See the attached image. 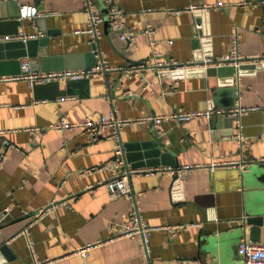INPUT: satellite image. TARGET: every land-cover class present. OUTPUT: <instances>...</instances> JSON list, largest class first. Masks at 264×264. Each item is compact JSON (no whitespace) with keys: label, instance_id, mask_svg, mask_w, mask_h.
I'll list each match as a JSON object with an SVG mask.
<instances>
[{"label":"crops","instance_id":"crops-1","mask_svg":"<svg viewBox=\"0 0 264 264\" xmlns=\"http://www.w3.org/2000/svg\"><path fill=\"white\" fill-rule=\"evenodd\" d=\"M9 1L0 0L6 2L0 4V37H37L0 41L6 61L0 62V130L16 148L0 167V215L8 208L0 264H243L237 244L250 239L251 226L238 227L245 218L264 216L263 170L254 168L264 162V0H115L135 39L123 42L103 24L97 43L110 69L32 86L7 79L20 74L21 59L39 73L96 65L87 17L81 0H16L17 16ZM22 6L38 13L25 16ZM197 21L203 24L198 35ZM146 28L154 34L144 35ZM235 33L242 65L255 64L240 71L236 87L230 75L144 69L133 76L126 70L151 61L154 52L180 64L197 53L220 61L230 54ZM207 107L226 113L156 127L146 120ZM112 109L130 121L121 139L127 162L140 170L129 177L131 193L149 226L160 227L148 250L140 238L119 237L130 201L110 197L109 170H93L113 157L112 129L91 140L80 128H53L62 120L99 121ZM87 245L93 247L86 258L73 254Z\"/></svg>","mask_w":264,"mask_h":264},{"label":"built area","instance_id":"built-area-1","mask_svg":"<svg viewBox=\"0 0 264 264\" xmlns=\"http://www.w3.org/2000/svg\"><path fill=\"white\" fill-rule=\"evenodd\" d=\"M12 1V0H11ZM16 1V0H14ZM84 12L87 17V32L90 36V41L93 44L92 54L97 60L95 66L92 67H84L80 70H67L60 72H48V73H39L32 71L30 69V62L25 59L20 60V69L21 72L14 77L7 78L9 80H26L28 83L32 85H39L42 83H49V81L57 80V79H73V80H83L85 78H90L95 75H99L100 73H104L108 71L110 68L103 59V53L98 47V38L102 34L103 24L106 22L107 25L114 32L119 33V39L123 42H127L129 44L133 43L135 39V35L131 32L127 31L126 25L124 24L125 13L122 9L118 8L115 5V0H99L104 5V10L97 5L94 0H81ZM264 1H262L263 3ZM222 6V5H220ZM218 6H205L207 9H215ZM21 10L25 16H35L38 13V10L34 7H26L22 6ZM196 35L202 30L203 24L194 22ZM144 35L152 36L154 34V29L146 28L141 31ZM36 35L26 37L22 34L16 36H6L0 37V41H13L15 39H21L23 42H26L30 38H36ZM201 60L193 59L185 64H180L171 58L164 57L161 53L154 52L151 56V61H147L145 63H141L138 66L130 67L127 70L129 75H137L144 69H154L157 74L161 72H169V73H189L195 70H203L209 66H230L235 69V77H234V86L239 82L240 79V65L243 64V59L239 56L238 53V40L237 33L234 34V41L230 51V54L224 58L220 59V61L213 60L210 57H207L205 54L201 53ZM264 59V58H263ZM252 61H255L252 60ZM1 79V78H0ZM149 85L146 84L142 89L146 90ZM130 97L135 96L134 93L130 91L127 92ZM240 92H237V101L239 99ZM116 110L112 109L108 115L101 116L99 121L85 120L82 123H70L65 121H60L53 125L55 130L61 132L72 131L75 128H80L85 130L86 133L91 137V140H97L105 127H109L112 129V132L109 138L114 142V150L113 157L105 162L100 167H96L94 171H102L103 169H107L111 172L112 177L111 181L105 184L106 190L108 191L111 198L116 197H126L130 201L129 211H128V219L126 222L119 226L121 230V234L119 237H128V238H140L143 244V247L148 250V244L150 241V237L152 232L160 229V227H151L147 223L146 218L141 212V207L136 200V198L132 195L130 187H129V177L132 174H137L139 169H133L130 164L126 161L125 158V148L121 139V132L127 124L130 123L127 119H120L116 117ZM226 112L221 110H216L215 108L207 107L204 111H184L179 110L168 115H156L150 118H146V120L152 122L154 127L158 126L162 121H176L178 123H187L189 121H194L198 119H212L215 116L224 115ZM240 129L239 135L236 136L237 140H241L243 135V126L238 125ZM33 131V130H30ZM8 131L0 130V167L7 159L10 151L16 149L13 144H11L6 138L5 135ZM174 172V171H172ZM8 213V208L2 210L0 215V226L4 223L6 219V215ZM262 234L264 237V216L262 218ZM112 229L118 228L115 224L111 225ZM28 240L30 246V237L28 233V228H25L22 233ZM93 246L87 245L85 248L77 249L73 252L74 255L81 256L86 258ZM238 251L241 256H243V264H264V239L259 242H254L248 238H242L238 243ZM33 264H47V262L34 259Z\"/></svg>","mask_w":264,"mask_h":264},{"label":"water","instance_id":"water-1","mask_svg":"<svg viewBox=\"0 0 264 264\" xmlns=\"http://www.w3.org/2000/svg\"><path fill=\"white\" fill-rule=\"evenodd\" d=\"M0 4H2L3 6H5V4H6V2H0ZM7 4L9 5V6H14L15 8H16V13L14 14V15H18V4H17V2L16 1H9V2H7ZM198 22V21H197ZM20 20L19 21H17V26H19L20 25ZM105 25H106V27L108 26L107 24H106V22H105ZM19 31L17 30V31H15L14 32V34H17ZM34 56H35V54H33ZM200 53H199V55H198V53H197V60L199 61V60H201L202 58L200 57ZM1 61L0 62H2V63H6V61H4V58L2 57L1 59H0ZM3 60V61H2ZM14 61V60H13ZM15 62H19V61H17V59H16V61ZM19 65H20V62L18 63ZM262 67H264V64L262 65ZM255 68V64L254 65H250V66H248V65H240V67H239V69L242 71V70H245V69H254ZM189 73H194V74H206L207 76H217V75H230L232 78L234 77V75H235V69L234 68H232V67H215V66H209V67H207V68H205V69H203V70H195V71H192V72H189ZM232 91L234 92V99L237 101V98H238V96H237V89L234 87L233 89H232ZM127 161V160H126ZM129 163V162H128ZM132 167V166H131ZM133 168V167H132ZM254 168H260V169H262L263 170V174L261 175V176H263L262 177V184H263V187H264V162L263 163H259V164H257ZM134 169V168H133ZM262 216H259L258 218H253V219H251V218H249V219H244V220H242V223H241V225L238 227V229L241 231H244L245 229H246V226H251L250 228V236H249V238L252 240V241H254V242H258L259 241V239H260V233H261V224H262ZM237 247H238V244H237Z\"/></svg>","mask_w":264,"mask_h":264}]
</instances>
